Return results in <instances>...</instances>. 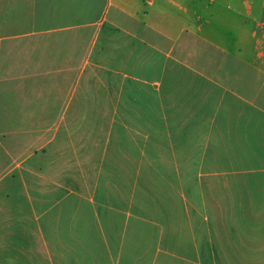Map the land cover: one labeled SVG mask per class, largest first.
<instances>
[{
  "label": "crops",
  "instance_id": "0c3cea01",
  "mask_svg": "<svg viewBox=\"0 0 264 264\" xmlns=\"http://www.w3.org/2000/svg\"><path fill=\"white\" fill-rule=\"evenodd\" d=\"M0 264H264V0H0Z\"/></svg>",
  "mask_w": 264,
  "mask_h": 264
}]
</instances>
